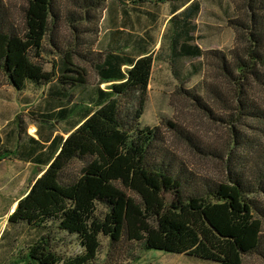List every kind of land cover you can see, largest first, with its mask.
<instances>
[{"label": "trees", "instance_id": "16d2710c", "mask_svg": "<svg viewBox=\"0 0 264 264\" xmlns=\"http://www.w3.org/2000/svg\"><path fill=\"white\" fill-rule=\"evenodd\" d=\"M107 1L24 0L18 23L0 0V73L20 92L29 85L48 87L42 114L47 135L41 126L38 140L27 139L22 127L5 137L0 133V162L15 154L45 168L8 219L10 225L36 233L28 247V264H98L103 237L111 248L127 243L197 263L264 259V100L255 95L258 89L264 92V0H247L246 19L233 21L245 45L231 57L196 44L198 0H188L181 12H173L156 55L157 17L139 8L123 13L146 16L150 28L138 34L116 24L104 39L95 40L97 51L90 47L83 52L84 43L79 42L63 47L55 39L63 18L78 33L74 23L91 21L90 10ZM47 39L52 50L46 47ZM45 54L59 57L51 70L45 68ZM200 57L216 62L232 87L229 97L217 87L209 91L214 101L231 110L230 120L223 119L232 136L224 180L196 174L171 149L160 127L143 126L141 121L140 98L153 62L174 65ZM84 64L94 70V85ZM186 93L213 116L202 96ZM167 126L203 151L182 127L172 122ZM238 150L243 155H237ZM214 151L211 155H217ZM52 228L75 237L80 251L61 254ZM133 256V261L138 259Z\"/></svg>", "mask_w": 264, "mask_h": 264}, {"label": "rangeland", "instance_id": "374dc122", "mask_svg": "<svg viewBox=\"0 0 264 264\" xmlns=\"http://www.w3.org/2000/svg\"><path fill=\"white\" fill-rule=\"evenodd\" d=\"M179 1L181 0L158 1L160 8L156 11L160 15L158 28L161 30V36L169 24L173 5L179 4ZM198 1L201 3V11L195 19L197 25L195 31L196 44L204 51L219 50L225 52L229 57H231L234 49H242L245 40H243L241 32L236 29L233 21L246 19L247 0ZM3 2L13 18L20 23L23 17L24 0H3ZM64 5L67 6L66 3ZM135 5L133 0H108L102 7L90 10L94 16L91 21L80 20L79 23H74L79 27L78 33H75L70 24L63 18L55 39L57 38L63 47L79 42L84 43L81 48L83 52L88 51L90 47L92 51H97L100 46L96 44L93 46V43H96L95 40L104 39L105 35L109 33L108 29L111 27L113 29L116 24L122 23L123 20L139 30L144 27L147 28V22L138 18L137 15L131 14V16L125 17L124 10ZM145 7L150 10L151 4H147ZM76 12L83 17L87 16L84 9H78ZM88 28H94V31L90 32L87 30ZM49 43V39H47L46 47L52 50L53 48L50 47ZM160 47L161 42L157 45L154 55L158 53ZM44 61L46 70H51L54 62H59V57L45 54ZM84 66L89 73L90 85H94L96 83L94 70L90 64H84ZM196 69L198 72H195ZM191 72L194 75L190 76ZM145 83L140 98L143 108L142 125L151 128L160 127L171 149L202 178L226 179V162L228 161V153L231 152L232 136L230 133L231 126L226 124L223 119L230 120L231 110L225 103L214 101L209 91L211 87H217L222 92L224 91L226 97H229L232 87L221 75L216 62L208 57L179 60L174 65L166 61H154ZM105 87L107 85L102 86V88ZM187 91L202 96L213 111V116L200 108L187 95ZM0 95H3L0 97V133L4 137L11 131H20V127L23 131L27 129V139H39V126L42 127L41 130L44 134L49 133V128L45 127L46 124L42 117L43 108L47 104L48 87L37 89L29 85L26 91L20 92L11 87L5 76L0 73ZM255 95L264 100V92L261 89H258ZM169 122L182 127L192 135L203 151L193 148L187 141L172 132L167 126ZM56 125L58 132L64 135L63 126L58 123ZM64 138L67 139L68 136L64 135ZM213 149L220 156L211 155ZM236 154L243 155L239 150ZM44 170V167L18 159L15 154H9L6 159L0 162V223L7 222L6 230L0 242V264L30 263L28 247L35 240L36 233L30 232L24 225H10L8 219L14 212L13 209L18 199L29 191ZM262 200L264 201V199ZM51 235L53 243L61 254L80 251L75 237L67 236L54 228L51 229ZM132 254L138 256V259L133 261L134 256L132 257ZM98 264L220 263L213 261L197 263L184 255L154 249L142 251L127 243L111 248L109 239L103 237ZM245 264H264V259L259 256H250L245 259Z\"/></svg>", "mask_w": 264, "mask_h": 264}, {"label": "crops", "instance_id": "0c3cea01", "mask_svg": "<svg viewBox=\"0 0 264 264\" xmlns=\"http://www.w3.org/2000/svg\"><path fill=\"white\" fill-rule=\"evenodd\" d=\"M135 1H136V3H134V4H136V5L130 9L128 8L127 9L128 11L131 9H134V8H139V9H142L143 11H148V12L152 13L155 17H157V22L153 25V26H155L154 29H156L155 32H156V35L158 38L157 39L158 42H157L156 46L154 47V53H156V47L162 41V37L165 33L164 32L163 35L161 36V32H160L161 30L158 28V22L160 19V15L158 14V11H156L160 8V6H159L160 3L158 1H162V0H150V1H148V0H133V2H135ZM147 4H151L150 10L147 9V7H145V5H147ZM189 4L190 3L188 2V0L179 1V4H176V6L173 5L174 7L172 8V15H173L174 11H177V13L181 12ZM130 13L135 14V15H137L138 18L145 20L146 16H144L142 14L132 13L131 11H130ZM131 14L129 16H131ZM172 15H171V17H172ZM117 25H118V29H120V30L131 31V32L138 33V34H143L148 28H150V23H147V28L144 27L141 30L137 29L134 25H130V23H128L127 21L125 22V25L123 24V22L120 24H117ZM111 29H112V27L109 28L108 30L110 31ZM16 207H17V203L15 204L13 211L16 209Z\"/></svg>", "mask_w": 264, "mask_h": 264}, {"label": "built area", "instance_id": "2783aa9c", "mask_svg": "<svg viewBox=\"0 0 264 264\" xmlns=\"http://www.w3.org/2000/svg\"><path fill=\"white\" fill-rule=\"evenodd\" d=\"M6 225H7V222H3V223H0V242L3 238V235H4V232L6 230Z\"/></svg>", "mask_w": 264, "mask_h": 264}]
</instances>
